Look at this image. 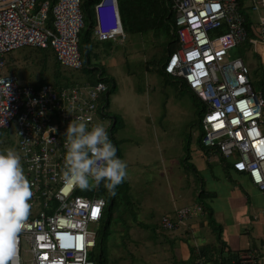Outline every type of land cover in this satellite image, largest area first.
Instances as JSON below:
<instances>
[{"label":"built area","instance_id":"1","mask_svg":"<svg viewBox=\"0 0 264 264\" xmlns=\"http://www.w3.org/2000/svg\"><path fill=\"white\" fill-rule=\"evenodd\" d=\"M169 1L178 47L169 54L163 71L180 80L203 106L201 146L217 159L230 160L232 170L244 174L264 196V78L260 88L253 90L242 60L229 57V50L245 37L238 0ZM242 1L249 2L252 11L264 8V0ZM81 2L0 0V131L15 138L32 186L29 203L38 207L37 215L31 218L30 214L18 235L14 257L9 260L7 251L0 253L8 264H21L23 242L30 255L27 264H93L90 255L106 203L95 189L83 195L78 187L64 183V133L78 117L88 119L90 127L103 123L108 131L111 120H104L100 102L107 87L85 82L69 88L49 83L34 88L21 85L5 71L6 56L22 48L50 49L61 67L80 70ZM116 5L117 0L93 4L96 40L123 38ZM259 26L264 38V19ZM201 213L198 205L182 207L172 218L161 217L159 224L162 230H175ZM259 250L264 252V238ZM240 260L248 262L250 256L243 254Z\"/></svg>","mask_w":264,"mask_h":264},{"label":"rangeland","instance_id":"2","mask_svg":"<svg viewBox=\"0 0 264 264\" xmlns=\"http://www.w3.org/2000/svg\"><path fill=\"white\" fill-rule=\"evenodd\" d=\"M243 4V12H247L254 23H257L259 17H264V9L255 12L250 9L249 2L243 1ZM119 14L122 28H125L122 8ZM169 39L162 27L142 35L127 34L124 44L116 47V50H121L124 59L121 56L120 61V50L116 51L115 67H109L106 59L101 64L102 58L89 59V67L101 71L102 76L113 78L115 83L114 87L109 85L107 89L108 103H102L106 113L104 120L109 122L111 116L117 118L118 126L112 131L116 144L113 141L112 143L116 146L119 158L128 165L125 181L128 182L130 195L134 201L140 203L142 212H154L152 221L155 220L164 236L171 237L178 232L162 230L160 217L167 214L172 216L176 209L197 204L194 200L195 190L191 189V182L196 176L187 162L189 153L186 150L196 144V125L200 115L198 105L186 89L180 88L176 81L159 77L156 73V64L162 62L159 59L163 56V49ZM242 49V46L230 49L229 57H240L243 54L240 58L249 71L254 90H257L261 78L256 63L257 56L253 50ZM27 51L29 50H19L16 53L22 57ZM20 63L18 71L21 72L22 79L26 80L23 83L31 86L44 83L42 81H45L46 73L41 71L35 61ZM148 65H151V69L146 72ZM46 70L49 73L51 67L47 66ZM83 81L84 77L78 79L79 83ZM8 148L20 154L15 138L2 134L0 151ZM204 157H207L206 154ZM23 169L25 173V168ZM183 186L185 188H180ZM94 189L97 191L94 187L85 190L79 188L78 194L92 193ZM37 213L38 207L32 205L29 216L32 218ZM197 217L199 214L191 215L179 228ZM128 219L125 221L123 218L124 222L117 221L111 226L110 234L105 239V264H150L147 260L150 258L152 246L148 245V249L142 242L151 236V232L149 228L138 227ZM144 219L147 221L146 217ZM88 229L94 230V227L88 226ZM99 234L98 228L96 241ZM140 247L143 248V258ZM27 250L28 247L23 242L21 264H27L30 258ZM96 252V248L92 249L93 255Z\"/></svg>","mask_w":264,"mask_h":264},{"label":"crops","instance_id":"3","mask_svg":"<svg viewBox=\"0 0 264 264\" xmlns=\"http://www.w3.org/2000/svg\"><path fill=\"white\" fill-rule=\"evenodd\" d=\"M243 13L248 22V25H244L245 22L243 24L245 37L233 48L242 46V51L253 50L261 72L259 81H262L264 38L260 36L259 20L264 17H259L257 23H254L247 12ZM246 28L249 30L248 33ZM123 33L122 40L103 42L96 40L92 35L93 42L87 65H90L89 59L102 58L101 64L106 59L109 67H115L117 65L115 52L120 50H116V47L124 44L125 36L128 34L127 27ZM15 53L11 55L14 57ZM121 56L123 57L120 50V61ZM242 56L243 54L240 55ZM240 57L236 58L241 59ZM9 65H17V62L9 63ZM19 81L21 83L23 79ZM188 153L187 162L196 176L191 182V189L195 190L194 200L200 203L196 192L202 190V208L204 205L209 208L214 223L220 227L219 240L215 239L214 233L207 224L206 211L204 213L202 210L199 217L187 222L182 228L173 230L178 233L170 237L164 236L155 220L152 221L154 212L145 214L144 211L142 212L140 203L135 200L139 211L133 224L141 228H149L151 232V236L142 242L147 248L148 245L152 246L147 262L150 264H195L198 260H202L203 264H264V252L259 250V243L264 238V196L251 186L244 174L236 173L231 169L230 160L217 159L213 154L205 153V150L196 144L190 146ZM204 154L207 157H204ZM180 188L183 189L185 186ZM167 215L173 217V215ZM163 216L165 215L161 217ZM204 249L210 252L204 255ZM140 252L142 257L143 248L141 247ZM243 254L250 256V261H241L240 256Z\"/></svg>","mask_w":264,"mask_h":264},{"label":"trees","instance_id":"4","mask_svg":"<svg viewBox=\"0 0 264 264\" xmlns=\"http://www.w3.org/2000/svg\"><path fill=\"white\" fill-rule=\"evenodd\" d=\"M47 1H49L50 5H52L56 0H47ZM95 2L96 0H82L80 5V11L82 14V19L84 24L83 28L80 30L78 34V51L82 63V68L80 70L74 71L61 67L56 62L55 57L50 49L22 48L21 50H29L25 54H22L21 55L22 57H20V54L18 53H15L17 55L14 54L15 55L14 57L11 54H8L6 56V58L7 57L8 58L5 60V71L7 73L16 76L18 81L22 80L21 72L19 73L18 71L19 67L21 66L20 62L22 61L28 62L30 60H33L35 61L37 66H40L41 71L43 72L45 71L46 73L44 79L45 81H42L44 83L35 86L27 85L23 82L20 83L22 85H27L36 88L42 84H46L47 81H49L52 83L49 84L57 88H69L85 82L91 85L101 82L106 84L107 88L109 87V85L111 87H114L115 83L113 78L102 76L101 71L97 70L96 68L92 69L89 67V65H87L89 50L93 42L92 35H93V27H94V17H93L92 7ZM117 2H118L119 13H120V9L122 8L128 34L142 35L149 31L156 30L157 27H162L164 31H166V33L168 34L170 39L168 43L165 45V48L163 49L164 50L163 56L159 59L162 62L156 64L157 67L156 73L159 77H167L170 80L176 81L180 88H184L188 91V93L191 95L192 100L198 105L200 118H199V122L196 125V129L198 132L196 137V145L201 149H204L200 143V139L202 136L200 120L203 113V106L196 100V98L190 93V91L184 86V84L180 80L170 77L169 75H166L163 71V66L169 54L175 51L178 47L174 32L175 30L174 9L172 7V3L169 0H117ZM242 3H243L242 0H238L237 6L238 9L240 10V13L243 15L245 22L244 25H248L247 18L244 17ZM47 26H50V17L47 21ZM126 27L123 29L126 30ZM246 32L247 33L249 32L248 28H246ZM13 62H17V65L10 66L9 63L11 64ZM6 63H8V65H6ZM47 66L51 67V71L49 73L46 70ZM150 66L151 65H148L146 72H149V69H151ZM69 73H74L73 74L74 76ZM82 77L85 78V81L79 83L78 79ZM23 81L26 80L23 79ZM262 81L261 80L259 81V88L262 85ZM252 88L254 90L253 86ZM103 101L106 104L108 103V95H104L101 97L100 102L103 103ZM112 118L113 120H111V126L108 128V133L111 141H113L112 131L116 130V127L118 126L117 118L114 116H112ZM2 134H6V133L4 131H0V137L2 136ZM113 143L116 144L115 140L113 141ZM186 151H188V149ZM206 152L207 151L205 150V153ZM117 155L119 157L118 151H117ZM220 160H225V159L220 158ZM201 192L202 190L200 192L198 191L196 192L198 202H200L197 203L196 205L202 208L203 203L201 201ZM96 194L98 197L102 198L105 201L106 207L99 221L100 234L97 241L95 242V247H94V249L95 248L97 249V252L95 255L93 254L90 255V260L93 262V264H105L106 262L105 259L106 255L104 250L105 242H106L105 239L110 234L111 226L115 224L117 221L124 222L123 218H125V221L127 218H129L132 221V223H134L139 210L137 208L135 201L132 198V195H130V188L127 181H124L121 185H119L116 188L114 195L111 194L104 187L103 183H101L97 187ZM122 204L125 206L123 207ZM202 210L204 213L206 211L207 224L211 228V231L214 233L215 239L219 240L220 227L214 223L211 217L210 210L207 206L204 205ZM209 252L210 250L208 249L203 250L204 255L205 253L207 255Z\"/></svg>","mask_w":264,"mask_h":264},{"label":"clouds","instance_id":"5","mask_svg":"<svg viewBox=\"0 0 264 264\" xmlns=\"http://www.w3.org/2000/svg\"><path fill=\"white\" fill-rule=\"evenodd\" d=\"M116 8L122 28L118 3ZM64 136V183L81 190L103 183L114 195L116 188L128 176V165L118 157L105 125L95 123L90 127L88 119L78 117L68 124ZM32 195V186L25 176L20 154L12 148L0 151V249L7 251L9 260L15 255L19 233L27 226ZM0 264H8V260L0 257Z\"/></svg>","mask_w":264,"mask_h":264},{"label":"snow or ice","instance_id":"6","mask_svg":"<svg viewBox=\"0 0 264 264\" xmlns=\"http://www.w3.org/2000/svg\"><path fill=\"white\" fill-rule=\"evenodd\" d=\"M3 252V249H0V253H2Z\"/></svg>","mask_w":264,"mask_h":264},{"label":"flooded vegetation","instance_id":"7","mask_svg":"<svg viewBox=\"0 0 264 264\" xmlns=\"http://www.w3.org/2000/svg\"><path fill=\"white\" fill-rule=\"evenodd\" d=\"M110 118H111V120H113L112 116Z\"/></svg>","mask_w":264,"mask_h":264}]
</instances>
